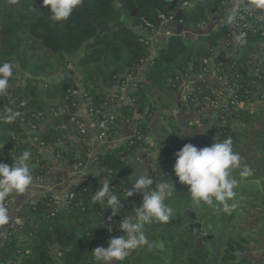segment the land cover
<instances>
[{
    "label": "trees",
    "instance_id": "obj_1",
    "mask_svg": "<svg viewBox=\"0 0 264 264\" xmlns=\"http://www.w3.org/2000/svg\"><path fill=\"white\" fill-rule=\"evenodd\" d=\"M173 1L178 8L183 2H191L84 0L67 21L55 23L42 0H0V64L10 62L14 66L7 93L0 95V163L11 167L27 150L31 153L33 178H44L50 164L42 152L49 151L61 164L73 160L75 168L83 167L88 148L73 149V144L87 142L78 129L81 119L65 121L80 106L79 87L86 109L92 111L93 125L103 124L107 136L130 128L134 115H140L133 137L119 147L100 150L94 160L95 174L68 189L66 194L71 197L62 208L48 198L44 200L45 210H32L24 225L4 235L0 264H98L92 252L121 232L118 225L127 218L123 214L127 205L124 190H130L137 179L131 176L132 161L141 148H151L147 143V123L159 109L170 107L182 80L189 75L203 78L214 71L216 77L225 76L223 87L244 105L243 109L230 105L214 109L211 114L215 122L199 140L200 145L210 147L230 137L235 151L253 136L254 148L250 152L258 157L246 164L257 167L256 173L244 177L235 168L230 178L240 184L261 173V169L263 172L264 123L257 127L259 108L254 107L255 112L250 113L248 106L264 102V54L256 57L258 50H264V18L257 19L241 9L231 17L233 28L221 25L194 43L181 35L170 36L150 56L149 42L136 30L157 31L159 16L173 15L169 9ZM229 1L195 3L190 12L183 13L182 26L187 30L201 28L212 17L223 14V6ZM234 35L240 37L236 45L230 42ZM70 68L73 73H69ZM138 73L140 79L127 93L128 104L120 102L118 90ZM219 95L227 97L229 93L214 83L209 88L197 87L186 101L190 107L196 101L201 106L204 102L220 103ZM9 109L19 115L6 123L2 117ZM178 136V142L162 150L166 160L163 170L167 173L173 174L175 153L185 145L186 137ZM105 183L121 199V212L116 216L106 204L92 199ZM172 184V194L165 200L166 205H173L170 221L145 225L149 245L134 250L125 261L112 264H163L154 247L166 240L181 246L175 249L173 264H234L237 241L226 235L233 216L216 205L208 209L194 206L187 187L179 182ZM14 196L5 202L7 207ZM187 210L202 223V234L214 236L211 253L200 249L196 240L184 248L192 222L184 215ZM156 251L165 255L163 250Z\"/></svg>",
    "mask_w": 264,
    "mask_h": 264
},
{
    "label": "crops",
    "instance_id": "obj_2",
    "mask_svg": "<svg viewBox=\"0 0 264 264\" xmlns=\"http://www.w3.org/2000/svg\"><path fill=\"white\" fill-rule=\"evenodd\" d=\"M199 1L203 0H191L190 3L194 5ZM241 9H246L250 15L257 19L264 18V9L256 8L254 1L230 0L224 4L223 14L212 17L198 29H185L181 22L174 19L175 13H173V19L165 25L160 26L157 31H136L146 37L150 49L153 51V55L150 56H154L156 50L165 45L168 37L181 35L189 42L194 43L199 37L209 35L221 25H228L231 17ZM263 54L264 50H258L256 56L259 57ZM70 71L73 73V68H70ZM140 76V73H138L135 78L128 80L125 88L118 90L120 93V102L128 104L127 93L132 89L133 83L140 79ZM74 79L77 80L76 78ZM214 83L215 75L213 73L203 78L189 75L182 80L180 88L174 94V99L170 107L166 110L159 109L147 123L149 129L147 143L151 148H141L138 151L136 158L132 161L134 168L131 174L132 177L138 178L141 175H149L154 181L151 187L154 189L159 186L162 181L155 176V170L159 169L161 175L168 174L163 170V165L166 160L162 155V150L168 147L171 148L175 144L172 137L173 133L184 135L186 137L185 144H192L198 149L201 148L199 140L206 136L209 128L215 122V117L211 114L214 109L211 110L206 102L201 106L199 101L193 102L192 107H190L186 103L185 96L188 92L195 91L197 87L209 88ZM82 95L83 91L79 87L77 97L80 101V106L75 114L66 116L65 121L67 122L78 117L81 119L82 126L86 129L87 142L73 144L74 150L79 147H87L89 150L84 168L80 174H76L74 172L73 160H68L61 164L49 151H43V159L50 164V168L44 178H33V184L28 191L24 194L15 195L11 200L9 209L12 218L8 224L0 226V244L4 235L9 230L16 231L18 227L24 225L29 220V217H25V215L32 210H36L37 203H40L45 208L44 200L49 198L57 207L62 208L65 205L64 198L68 189L71 186L77 185L81 177H89L95 174L94 158L97 153L100 150L105 151L119 147L133 137L135 123L140 116L139 113L134 115L130 128L115 133L103 140H98L99 129L93 125L91 118L85 114L87 109L86 103L82 101ZM195 95L197 96L196 93ZM254 107L259 108L256 113L259 116L257 127L260 128L264 123V102ZM162 116L166 119H162ZM254 141L255 137L251 136L239 148L242 159L237 169L240 171L244 168H250L253 174L256 173L257 167H250L246 164L249 162L253 163L258 157L257 155L249 154L251 149H253ZM250 178L251 182L244 179L235 188L237 193L235 198L239 199V201L238 205L233 207L232 213L238 211V217L235 219L234 215L231 214L233 219L230 221L227 231L230 232L229 236L237 241V246L235 247L236 260L234 264L240 263L241 261H243V264H264V170L262 172L261 169V173ZM249 183H252L253 187L248 186ZM141 197L142 193L140 192H137L132 197H128L123 214H126L127 217L134 215L135 208L142 204ZM243 199L244 202H242ZM245 205L248 206L246 210ZM231 227L234 228L230 230ZM121 235H124V233L118 232L116 235H112L111 238ZM200 235L203 236L206 234L200 233ZM21 239H25V237L21 236ZM201 248L208 250L204 246Z\"/></svg>",
    "mask_w": 264,
    "mask_h": 264
},
{
    "label": "clouds",
    "instance_id": "obj_3",
    "mask_svg": "<svg viewBox=\"0 0 264 264\" xmlns=\"http://www.w3.org/2000/svg\"><path fill=\"white\" fill-rule=\"evenodd\" d=\"M83 2L84 0H42L43 6L50 13V20L55 23L67 21ZM254 4L256 8L264 9V0H254ZM13 71L12 63L0 64V95L7 93ZM18 115L9 109L2 119L11 123ZM30 159L31 153L25 150L11 167L0 163V226L8 224L12 218L5 202L13 195L24 194L33 184ZM241 159L240 154L234 152L230 137L222 142H214L210 147L199 149L192 144H185L175 153L172 171L177 181L187 187L194 206H215L218 202L227 211L231 207L229 201L237 195L234 189L238 182L230 176L232 170L240 166ZM252 174L250 168H244L240 173L244 177ZM153 183L149 175H141L130 190H124L125 198L132 197L137 192L142 193V204L135 208L134 215L124 217L119 223V230L124 235L111 238L107 249H94L92 253L98 264L125 261L134 250L149 245L144 231L145 225L166 224L170 221L173 209L165 204V200L172 194L174 186L172 182L162 180L159 186L153 189ZM92 199L97 204H106L112 216L121 212V199L111 191L109 183L99 188Z\"/></svg>",
    "mask_w": 264,
    "mask_h": 264
},
{
    "label": "built area",
    "instance_id": "obj_4",
    "mask_svg": "<svg viewBox=\"0 0 264 264\" xmlns=\"http://www.w3.org/2000/svg\"><path fill=\"white\" fill-rule=\"evenodd\" d=\"M186 5H188V3H187V2H183L182 7H184V6H186ZM243 10H246V9H243ZM246 11H247V10H246ZM247 12H248V11H247ZM159 19H160V26H162V25H165L167 22L171 21V20L173 19V15H172V16H169V17H165L164 15H160V16H159ZM228 25H230V26L233 28V21H232L231 19H230V21L228 22ZM146 27H149V25L146 24ZM238 38H239V39H238ZM239 40H240V37H239L238 35H234V38H233L230 42H231L233 45H236V44L239 42ZM256 57H257V56H256ZM204 63L207 64L209 67H211V64L209 63V61H205ZM210 73H213V74L215 75V72H214V71H210V72L208 73V75H209ZM208 75H207V76H208ZM207 76H206V77H207ZM225 81H226V77H225V76H224V77H216V76H215V83H217V86L219 85L220 89L223 90V91H225V92H227V93H229V95H228L227 97H225V96H223V95H219V96H218V100L221 99V102H220V103H219V102L210 103V104H208V105H209V108L212 110V109H216L219 105H230V106L233 107L234 109H243V107H244L243 103H240V102L236 101V99L233 98L232 95H231V90H230V89H225V88L223 87ZM220 85H221V86H220ZM119 100H120V93H119ZM257 104H259V103L252 104V105H249V106H248V110H249L250 113H254V112H255L254 105H257ZM85 114H86L88 117H91V116H92V111H90V110H86V113H85ZM95 127H96V126H95ZM96 128L99 129V132H98V140H103V139H105L106 137H109V136H107V135L105 134V130H106V128L103 126V124H100V125H99L98 127H96ZM78 129H79L80 134L86 136V129L84 128V126H82V123L78 124ZM200 146H201V148H203V145H200ZM86 157H87V156H86ZM85 160H86V159H85ZM94 160H95V158H94ZM84 166H85V162H84L83 167H81L80 169L74 167V172H75L76 174H80V172H81V170L84 168ZM85 178H86V177H81L79 183L82 182V181H84ZM70 197H71V196L68 197L67 194L65 195V198H64V199H65V203L67 202V199H69ZM124 199H125V201L127 200V198H125V197H124Z\"/></svg>",
    "mask_w": 264,
    "mask_h": 264
},
{
    "label": "water",
    "instance_id": "obj_5",
    "mask_svg": "<svg viewBox=\"0 0 264 264\" xmlns=\"http://www.w3.org/2000/svg\"><path fill=\"white\" fill-rule=\"evenodd\" d=\"M192 6L193 5L191 3H189L188 5H186V6L182 7V8H178V7L175 6V2L173 1L171 6L169 7V9L173 10V13H175L174 19L179 21V22H181V20L183 18V16H182L183 12H190L191 9H192ZM135 12H136V10L132 12L131 17L134 16ZM149 53H150V55H153V51L151 49L149 50ZM155 176L160 178L161 181L163 180L165 182H176V183H178V181H177L176 177L174 176V174L168 173V174L161 175L160 172H159V169L155 170ZM36 207H37V210H39V211L40 210H45V208L42 207V205L40 203H37ZM31 215H32V212L30 211L29 213H27L25 215V217H29ZM184 215L186 217H188L190 221H192L188 225V235H187L186 241L184 242V248L190 242H192L195 238H199V241H197L198 247L201 248L202 246H204L211 253L212 252V247H211L210 241L214 238V236L213 235H203V236L200 235V233L202 231V225H201V223H199L196 220V215L192 211L187 210V211L184 212ZM100 246H102L104 249H107V247L109 245H108V242H101Z\"/></svg>",
    "mask_w": 264,
    "mask_h": 264
},
{
    "label": "rangeland",
    "instance_id": "obj_6",
    "mask_svg": "<svg viewBox=\"0 0 264 264\" xmlns=\"http://www.w3.org/2000/svg\"><path fill=\"white\" fill-rule=\"evenodd\" d=\"M31 58H33V57H32V56H29V59H31ZM69 73H71L70 70H69ZM43 80H45V79H42L41 81H43ZM192 93H194V91L188 92V93L186 94V96H185V100H187V99H186V98H187V95H188V94H192ZM186 103H187V101H186ZM171 132H172V131H171ZM172 137H173L175 143L178 142V138H179V136H178L176 133H173V134H172ZM252 147L254 148V145H253ZM234 152H237L238 154H240L239 149H236ZM249 154L254 155V154L251 153V152H249ZM245 179H247L248 181L251 180V178H245ZM250 182H251V181H250ZM248 186L253 187V184H252V183H249ZM141 198H142V197H141ZM246 200H248V199H246ZM238 201H239V199H237V198H234V199L230 200V201H229V204L231 205V207H230L227 211H225V212L227 213V215H229V214L234 215V218H235V219L238 217V211H237V212H233V213H232V211H233V207H235V206L238 205ZM242 202H244V199H243ZM168 203H169V204H168L169 207L173 206V205L170 204V202H168ZM216 206H219L220 208H221V207L223 208V206L220 205L218 202H217ZM200 207H201V209H204V208L208 209V208H210V207H212V206L201 205ZM244 207H245V210L248 209V206H247V205H245ZM223 210H224V209H223ZM231 225H232V224H231ZM232 228H234V227H231L230 230H232ZM227 231H228V229H227ZM227 231H226V235H230V234H229L230 232H227ZM184 240H185V239H184ZM179 247H181V246H180V245H177V243H175V242H172V243H171L170 241L166 240V241H164L163 243H160V244H156V245H155V247H154V253L157 254V255H160V257H161V258L163 259V261H164L163 264H173V255L175 254V249H178ZM156 250H163V251H165V255L160 254V253L157 252Z\"/></svg>",
    "mask_w": 264,
    "mask_h": 264
},
{
    "label": "flooded vegetation",
    "instance_id": "obj_7",
    "mask_svg": "<svg viewBox=\"0 0 264 264\" xmlns=\"http://www.w3.org/2000/svg\"><path fill=\"white\" fill-rule=\"evenodd\" d=\"M186 239H187V238H186ZM194 240L199 241V238H195ZM185 241H186V240H185ZM185 241H184V242H185ZM189 244H190V243H189ZM200 249H201V248H200Z\"/></svg>",
    "mask_w": 264,
    "mask_h": 264
}]
</instances>
